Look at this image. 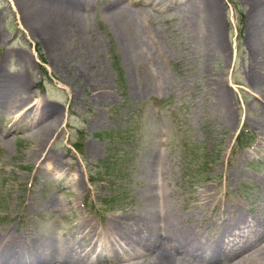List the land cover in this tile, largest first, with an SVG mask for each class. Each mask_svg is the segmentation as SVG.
<instances>
[{"label": "rangeland", "instance_id": "1", "mask_svg": "<svg viewBox=\"0 0 264 264\" xmlns=\"http://www.w3.org/2000/svg\"><path fill=\"white\" fill-rule=\"evenodd\" d=\"M184 1L87 0L80 8L86 27L62 61L26 28L16 0H0L1 74H26L27 106L35 104L22 121L19 112L12 118L0 109V230L42 232L78 252L86 242L77 232L81 216L100 230L112 216L129 214L148 178L154 204L170 202L181 224L205 240L229 215L224 205L256 228L264 211V132L256 127L264 118V52L258 59L250 45L244 0H216V51L198 42L192 13L180 10ZM116 2L149 19L137 44L125 42L128 30L102 13ZM41 114L57 116L42 144L60 156L59 173L32 153L37 139L28 130ZM50 196L57 206L44 205Z\"/></svg>", "mask_w": 264, "mask_h": 264}, {"label": "bare ground", "instance_id": "2", "mask_svg": "<svg viewBox=\"0 0 264 264\" xmlns=\"http://www.w3.org/2000/svg\"><path fill=\"white\" fill-rule=\"evenodd\" d=\"M16 1L26 28L34 36L44 40L48 47L47 50L50 49L52 54L57 55L55 58L59 57L62 61L68 58L71 53L67 44H71L74 40L77 41L76 35L86 27L87 15L80 8L86 6L87 0ZM153 1L160 4L165 0ZM244 1L250 12L251 37L249 36V42L250 45L256 46L257 58L262 59L264 0ZM182 5L184 6L180 8L181 12L192 13V16H187L191 25L196 24L200 28L197 35L198 42L215 51L221 48L216 0H185ZM125 7L123 3L116 2L104 7L102 13L109 23L116 25L118 22L119 27L128 30L129 36L125 35L123 39L125 42L137 44L136 40H140L139 36L147 35L149 32L147 30L149 19L144 18L142 11L134 14L135 12ZM192 18H195L194 23ZM16 74L14 77L12 74L5 76L0 71V109L10 113L12 118L14 113L19 112L17 119L22 121L24 117L31 114L35 104L27 106L29 100L26 90V74ZM262 83L263 80L260 81V84ZM260 84L255 82V88L260 90ZM222 115L224 119L229 118L225 110ZM43 116L44 114L38 116L36 127L28 130V135L37 139L32 153L36 154V160L50 162L49 173H59L62 168L60 156L49 153L50 150L45 149L43 145L44 140L47 139L45 136L47 133L44 131L51 128L57 116L51 118L52 115L47 114L40 120ZM262 120H258L256 126L260 132H264V118ZM150 165V161H146L145 170L150 169ZM145 173L150 177V173ZM72 181L79 182L80 179L76 177ZM147 183L142 192L141 204L129 214L124 213L123 217L112 216L100 230L81 216L77 223V232L81 238H86V242L80 245L81 249L78 252L66 240L61 241L54 236H43L42 232L37 236H30L22 231L16 236L10 234L7 229L0 230V264H83L80 255L88 259L86 263L92 264L96 262V264H264V211L256 216V228H251L244 213H238L235 205H224L223 210L228 211L229 215L225 219L222 218V222L217 223V226L215 225L208 241L203 239L200 232L191 224L186 226L181 224L180 216L169 205L170 202L160 198L154 204L153 198L154 194L155 197L157 196V191L153 193L149 178ZM197 200L201 198L198 197ZM44 205L55 207L58 205V200L50 196ZM138 250L146 254L144 259L140 258L142 254L135 253ZM128 252L134 253L135 255H131V258L136 257V260L124 258L123 253Z\"/></svg>", "mask_w": 264, "mask_h": 264}]
</instances>
